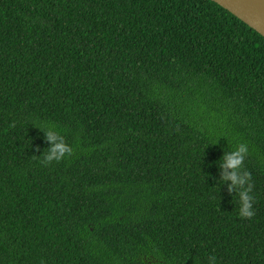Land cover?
I'll return each mask as SVG.
<instances>
[{"label": "trees", "instance_id": "obj_1", "mask_svg": "<svg viewBox=\"0 0 264 264\" xmlns=\"http://www.w3.org/2000/svg\"><path fill=\"white\" fill-rule=\"evenodd\" d=\"M210 256L264 264V38L210 0H0V264Z\"/></svg>", "mask_w": 264, "mask_h": 264}, {"label": "clouds", "instance_id": "obj_2", "mask_svg": "<svg viewBox=\"0 0 264 264\" xmlns=\"http://www.w3.org/2000/svg\"><path fill=\"white\" fill-rule=\"evenodd\" d=\"M44 132L45 139L50 148L44 153V162L53 160L60 161L73 151L72 146L65 143L64 138L59 132L53 133L50 130L41 129ZM246 147L241 144L235 151L226 153L223 156L222 168L227 171L222 175L221 181H229V192L238 191L239 197V215L242 218L250 219L254 215L252 208L253 197L250 195L251 183L247 172L242 173L243 157L246 155ZM242 173V174H241ZM209 264H216V258L209 257Z\"/></svg>", "mask_w": 264, "mask_h": 264}, {"label": "water", "instance_id": "obj_3", "mask_svg": "<svg viewBox=\"0 0 264 264\" xmlns=\"http://www.w3.org/2000/svg\"><path fill=\"white\" fill-rule=\"evenodd\" d=\"M264 38V0H210Z\"/></svg>", "mask_w": 264, "mask_h": 264}]
</instances>
